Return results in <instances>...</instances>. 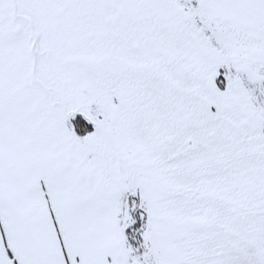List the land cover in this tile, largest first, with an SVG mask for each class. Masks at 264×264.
I'll list each match as a JSON object with an SVG mask.
<instances>
[{
    "label": "snow or ice",
    "instance_id": "obj_1",
    "mask_svg": "<svg viewBox=\"0 0 264 264\" xmlns=\"http://www.w3.org/2000/svg\"><path fill=\"white\" fill-rule=\"evenodd\" d=\"M0 264H264V0H0Z\"/></svg>",
    "mask_w": 264,
    "mask_h": 264
}]
</instances>
